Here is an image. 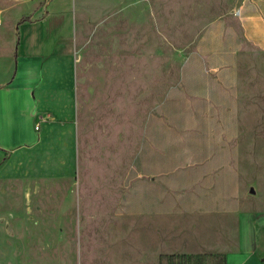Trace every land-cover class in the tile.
Here are the masks:
<instances>
[{
  "label": "rangeland",
  "instance_id": "374dc122",
  "mask_svg": "<svg viewBox=\"0 0 264 264\" xmlns=\"http://www.w3.org/2000/svg\"><path fill=\"white\" fill-rule=\"evenodd\" d=\"M240 1L52 0L42 22V74L34 80L33 69L25 72L20 67L14 81L0 88V264H140L145 253L156 248L158 241L150 230L131 232L136 222L120 217L112 200L98 201L99 196L118 193L111 189L114 161L122 175L128 169L129 119L155 110L177 83L182 60L208 25L223 18L234 24ZM32 3L0 1V76L6 66L12 73L16 49L23 53L28 46ZM46 11L38 8L36 14ZM58 37L67 42H56ZM71 44L87 67H96L100 51L103 71L108 72L100 85L103 104L89 106L86 114L91 119L77 136V160L68 173L63 167L65 152L52 134L45 136V124L40 132L38 127L34 131L36 98L31 86L41 81L48 88L55 82L44 71L49 57L55 51H71ZM115 56L120 67L113 74ZM237 96L241 131L234 141V158L245 194L241 201L243 210L261 223L264 236V52L248 44H242ZM47 106L52 109L54 104L43 99L40 109ZM118 115L120 142L117 134H109L111 118ZM33 143L36 162L31 154L24 159L22 151L11 155ZM182 262L173 258L166 263Z\"/></svg>",
  "mask_w": 264,
  "mask_h": 264
},
{
  "label": "crops",
  "instance_id": "0c3cea01",
  "mask_svg": "<svg viewBox=\"0 0 264 264\" xmlns=\"http://www.w3.org/2000/svg\"><path fill=\"white\" fill-rule=\"evenodd\" d=\"M31 1L35 13L27 23L32 35L28 31L23 53L16 49L12 73L7 66L2 68L0 88L14 81L20 67L25 72L33 69L34 80L45 68L42 22L49 16L46 10L52 0ZM38 8H45V14H36ZM234 12L238 13L231 20L234 24L223 18L208 25L182 60L177 83L155 110L129 119L128 169L122 175L114 161L111 189L118 193L99 196L98 201L111 199L120 217L136 222L131 232L144 228L146 234L150 230L157 238L156 248L145 253L140 264H165L173 258L182 259L181 264H264L261 223L243 210L245 194L234 158L238 153L234 141L241 131L237 91L242 44L264 52V0H241ZM56 42L67 41L58 37ZM68 47L71 51L51 54L44 70L55 82L48 88L35 82L31 88L36 98L34 131L38 127L40 132L45 124V136L52 134L58 141L65 152L63 167L72 173L77 160L75 141L87 129L83 124L91 119L86 114L89 106L103 104L100 85L108 70L103 71L100 51L96 67H87L85 58L76 57L77 46ZM112 61L115 74L120 59L115 56ZM43 99L54 107L40 109ZM111 123L109 134H117L120 142V116H113ZM35 149L33 143L26 150L11 151V155L22 151L24 159L31 154L36 162Z\"/></svg>",
  "mask_w": 264,
  "mask_h": 264
},
{
  "label": "built area",
  "instance_id": "2783aa9c",
  "mask_svg": "<svg viewBox=\"0 0 264 264\" xmlns=\"http://www.w3.org/2000/svg\"><path fill=\"white\" fill-rule=\"evenodd\" d=\"M238 13L236 12L235 15H237Z\"/></svg>",
  "mask_w": 264,
  "mask_h": 264
}]
</instances>
